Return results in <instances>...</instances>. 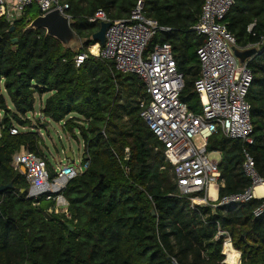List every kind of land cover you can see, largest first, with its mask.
Instances as JSON below:
<instances>
[{
  "label": "trees",
  "instance_id": "trees-1",
  "mask_svg": "<svg viewBox=\"0 0 264 264\" xmlns=\"http://www.w3.org/2000/svg\"><path fill=\"white\" fill-rule=\"evenodd\" d=\"M139 1L146 18L169 29L157 32L145 54L157 45L172 46L185 78L180 100L201 114L195 83L201 72L197 51L205 38L193 28L202 0H60L69 6L73 31L89 40L79 55L43 30H25L41 16L35 6L15 23L14 32L0 19V186L13 184L0 194V264H223V239H215L217 223L229 232L242 264H264V215L253 214L261 202L193 210L190 198L179 195L163 147L141 117V100H149L144 83L136 75L116 72L111 60L89 53L100 27L89 20L100 10L111 21L129 20ZM224 22L237 49L254 48L257 54L246 60L253 75L248 101L254 143L231 140L221 132L208 141V152L221 155L225 187L220 198L251 187L243 169L244 151L264 176V46L259 45L264 0H235ZM13 39L18 42L13 44ZM81 55L87 58L77 67ZM46 94L51 96L41 113L46 120L66 122L63 132L83 141V158L89 163L87 172L64 192L69 218L49 214L51 204L44 200L28 199L25 176L13 167L14 156L27 150L44 159L53 173L39 132L47 122L34 125L28 118L37 98ZM13 129L19 133L13 135Z\"/></svg>",
  "mask_w": 264,
  "mask_h": 264
},
{
  "label": "built area",
  "instance_id": "built-area-1",
  "mask_svg": "<svg viewBox=\"0 0 264 264\" xmlns=\"http://www.w3.org/2000/svg\"><path fill=\"white\" fill-rule=\"evenodd\" d=\"M202 1L201 16L193 28L197 35L205 38V44L197 51L201 72L195 83L201 114H194L180 100L185 78L178 71L172 46L167 43L157 45L151 53L145 54L157 32L169 29L161 28L156 21L145 17L142 1L137 3L129 20L111 21L103 11H98L89 22H109L111 25L106 32L105 46L99 45L96 54L89 48V53L98 59L111 60L116 72L136 75L144 83L149 100H141V117L163 147L165 161L171 166L179 195L190 198L193 210L197 206L237 208L257 200L261 204L253 214L261 217L264 215V176L257 171L254 158L247 151H244L243 169L251 180V187L244 193L219 197L220 188L225 187L219 169L221 155L208 152V141L221 132L228 139L247 145L254 143L252 107L248 101L253 75L248 63L242 64L234 55L236 38L224 22L235 6V0ZM33 6H37L42 16L57 9L71 19L66 13L69 6L60 0H0V19L14 26ZM254 26L249 27V32ZM259 45L264 46V37ZM85 58L87 55L76 58L77 67ZM28 118L34 125L37 120L46 121L41 110L39 114L35 111L28 114ZM18 133L12 130L13 135ZM129 155V149H126V159ZM214 155L220 159L213 158ZM13 167L21 174L22 167L26 169L23 175L29 186L28 199L44 200L51 204L49 214L69 218V202L64 192L73 179L87 172L89 163L82 155L77 166L75 159L72 163L67 159L66 164L61 161L57 168L53 166L51 173L44 159L22 150L14 156ZM213 186L216 187L215 197H212ZM35 205L40 206L39 203ZM217 226L215 239H223V264H242L241 253L234 247L229 232L223 230L220 223ZM227 247L236 253L237 259H231L230 254L225 253ZM173 263L179 264L175 260Z\"/></svg>",
  "mask_w": 264,
  "mask_h": 264
},
{
  "label": "water",
  "instance_id": "water-1",
  "mask_svg": "<svg viewBox=\"0 0 264 264\" xmlns=\"http://www.w3.org/2000/svg\"><path fill=\"white\" fill-rule=\"evenodd\" d=\"M74 20L71 18L62 15L59 10H53L47 13L44 16H39L35 20H33L28 27L25 29L26 31L30 30H43L46 32V36L52 37L58 40L65 49L72 51L74 54L79 55L81 49L85 44L89 42L88 39L80 38L72 29L74 25ZM111 23L102 22L100 23L99 30L93 35L92 40L100 45L105 46L106 43V32L110 27ZM15 31V27L12 26L11 32ZM1 40V38H0ZM13 44L18 42V39L12 40ZM234 55L240 60L243 64L247 59H251L255 54H257V49H248L247 51H240L236 47L233 48ZM66 159L73 162L74 156L71 152L65 153ZM22 173H26V169L22 167ZM13 189V184L0 186V194ZM25 192V191H23ZM71 230H73L71 228Z\"/></svg>",
  "mask_w": 264,
  "mask_h": 264
},
{
  "label": "rangeland",
  "instance_id": "rangeland-1",
  "mask_svg": "<svg viewBox=\"0 0 264 264\" xmlns=\"http://www.w3.org/2000/svg\"><path fill=\"white\" fill-rule=\"evenodd\" d=\"M34 8L38 9L37 6ZM50 96V94H46L42 104H44ZM41 108V101L38 97L36 100L35 112L39 114ZM46 122L47 124H45V127L39 129L44 141L43 151L46 158L53 164L54 168H57L61 161L63 164L67 163L65 153L71 152L77 166L84 152L83 141L81 139H73L65 134L62 124L55 123L51 120H46ZM213 158L219 160L220 156L214 155Z\"/></svg>",
  "mask_w": 264,
  "mask_h": 264
},
{
  "label": "bare ground",
  "instance_id": "bare-ground-1",
  "mask_svg": "<svg viewBox=\"0 0 264 264\" xmlns=\"http://www.w3.org/2000/svg\"><path fill=\"white\" fill-rule=\"evenodd\" d=\"M98 49H99V45H98V44H96V45L90 47V50H91L92 53H94V54L97 53ZM215 191H216V187L213 186V187H212V197H215ZM225 253H226V254H230L231 259H232V258H234V259H237V258H238L237 255H236V253H234L229 247H227Z\"/></svg>",
  "mask_w": 264,
  "mask_h": 264
},
{
  "label": "crops",
  "instance_id": "crops-1",
  "mask_svg": "<svg viewBox=\"0 0 264 264\" xmlns=\"http://www.w3.org/2000/svg\"><path fill=\"white\" fill-rule=\"evenodd\" d=\"M51 95V94H50ZM45 96V95H44ZM44 96H42V97H39L40 98V101H41V107L43 108V106H44V104H42L43 103V99H44ZM42 108H41V110H42ZM64 125H62V127H63ZM64 129V128H63ZM41 134V133H40ZM41 136H42V134H41ZM83 155V154H82Z\"/></svg>",
  "mask_w": 264,
  "mask_h": 264
}]
</instances>
